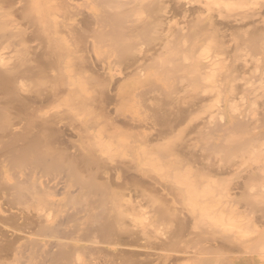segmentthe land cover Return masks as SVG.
I'll list each match as a JSON object with an SVG mask.
<instances>
[{
  "label": "rangeland",
  "instance_id": "rangeland-1",
  "mask_svg": "<svg viewBox=\"0 0 264 264\" xmlns=\"http://www.w3.org/2000/svg\"><path fill=\"white\" fill-rule=\"evenodd\" d=\"M174 1L199 9L0 0V157L33 140L73 165L11 163L13 180L64 188L0 197V219L106 201L105 226L79 213L39 264H264V0Z\"/></svg>",
  "mask_w": 264,
  "mask_h": 264
},
{
  "label": "bare ground",
  "instance_id": "bare-ground-1",
  "mask_svg": "<svg viewBox=\"0 0 264 264\" xmlns=\"http://www.w3.org/2000/svg\"><path fill=\"white\" fill-rule=\"evenodd\" d=\"M188 6L189 5H185V4L183 5L182 3L179 4L178 1L169 0V2L165 5L164 14H166L167 16H169V14L174 15V16L178 15V14L179 15L182 14L184 17H187V16H190L191 13L194 12L195 8L199 9L196 6L194 7V5L192 7H190V6L188 7ZM112 12H115V11H112ZM217 21L218 20H216V21L214 20L213 21L214 24H216ZM218 22H222V21L219 20ZM185 29L186 28L184 26H180V28H179L180 31L179 32L182 33V35H186L187 31ZM183 51H186L187 54H188V52L189 53L192 52L191 49H186V48ZM4 74H5V72H1L0 71V78L3 77ZM42 149H41V146L39 145V143L37 144L36 142H33V140L23 141V142H21V141L19 142L18 141V144H16V146L8 149L7 151H5L1 155V157H0V191H1L0 197L4 199V200L2 199L4 202L6 201L5 204H4L3 201L0 200L1 219H2V213L1 212H4L2 207H4L7 203H8L7 206L9 204L11 205L13 203L14 204L12 206L18 205L17 201L21 200V198H23V197L24 198L25 197H28V198L30 197L31 199L32 198L33 199H42V197H40V196L44 192H47V193L50 192L49 189H53L54 188L56 190V189H59V188L60 189L64 188V185L62 184L63 181L61 179H57V180H53L52 181V179L50 178L51 182L47 183L46 182L47 180L45 181L46 183L45 182L44 183H42V182L39 183L38 182L39 185L37 184V182L28 181L29 183H27L26 182V178H24V177L26 176V177L29 178V180H31L32 175H31L30 172H27V173H29L27 175H25V173H26L25 172L23 175L22 174L19 175V177H16V179H14V180L10 178L11 177L10 176L11 173H10L8 167L11 165V163H16V165H19V163L22 162V164L25 165L26 162L30 163V161H31V163H34L36 165H41V166H44V167H48L49 169H51V167H54V169H56V168L58 169L59 168V169H63V170H64V168H66V169L68 168V165H66V164L68 162L67 159L70 158L69 156L66 159L67 160V162H66L65 157L67 155H63V154L56 153V152H51V151L50 152H48V151L45 152L46 150L43 151ZM1 150L2 149H0V151ZM22 164H20V165H22ZM68 164L70 165L69 167H73V165L71 166L70 162H68ZM67 170L69 171V169H67ZM61 172H66V171H62L61 170ZM15 173H17V172L14 171L13 174L15 175ZM19 173H20V171H19ZM68 174H67V176L69 177ZM28 175H30V176H28ZM54 179H56V178H54ZM89 179H90V177H89ZM78 181H79V179H78ZM85 181L86 180H84L85 184H83V185H82L83 180H82V183L78 182V183H80L79 184L80 185V189H83L84 185H86L85 187H89V186L91 187V185H89V183L91 181L90 180L87 181V182H85ZM81 185H82V188H81ZM93 185L94 184H92V186ZM94 187H95V185H94ZM56 194H57V192H56ZM102 198H104V197H102ZM16 199H18V200H16ZM15 200L17 202L16 204H15ZM24 201H26V200L23 199V202ZM52 201L53 200H51V201L45 200V198H44L41 203L45 204L47 202V205L53 206L55 201L54 202H52ZM23 202L22 203L20 202V203L23 204ZM20 203H19V205H20ZM2 204H4V206ZM10 205H9V207L5 206V208L10 210V207H12ZM53 207H55V206H53ZM19 208H21V207H19ZM11 209H13V207ZM6 212L3 213L4 218H6L4 220H7V217H8V215H7L8 213H6ZM82 212L84 214H88L89 216L91 214L93 216V218H95L94 221L97 222V224H99V225L105 224L106 225V201H104V200L101 203L99 202V204H97V205L96 204H92V205L90 204L87 207H85L83 209H80L78 211L77 210L76 211L72 210V212H71V210H69V212L67 211L60 218H57L55 221H52V222H49V223H47L48 221L45 222L46 220L43 222L44 216H43V213L41 211L37 212L36 218L34 216L35 219L33 217H30L31 215L29 213H28L29 216L27 214L25 216V212H24L23 215L22 214H19V215L16 214L17 216H19V221H17V223L15 221L16 224H14V221H13V223H11L9 221H4V220L2 221L0 219L2 221L0 223V234H1L0 235V239L3 238V237L4 238L6 237L5 239L3 238L4 242L1 240L3 243L0 244V264H13V263L14 264H16V263L19 264V263H21V261H24V260L30 261V260H32L34 258H35V260L37 258H40L39 259L40 261L43 260L44 258L42 257L43 259H41V255H43V253H45L44 251L47 250V247H45V244H47V245L51 244V245H49L51 247L48 248V250L53 248V247H55V246H58L59 244H62V240H61V236L62 235H60V232H61L60 227L62 225H64V224L74 220V219L79 218V215H80L79 213H82ZM9 218H10V216H9ZM15 219L16 218H14V220ZM29 225H31V226L33 225V229ZM99 225H97V226H99ZM105 225H103V226H105ZM31 229L33 230V234H35V236L33 235L34 236V239H33L34 241L31 242V244L22 242L21 240L23 238L25 239L26 234L30 233ZM46 230L48 232H53V233H50L51 236H48V237L56 238L58 240L49 239V238L44 240V238H43L44 234H45L44 232H46V234L48 235ZM52 234H53V236H52ZM74 234H75V230L68 231V229H66L65 230V234L63 235V237L66 238V240L67 239H72V238L74 239V237H73ZM2 235H3V237H1ZM29 236H27V237H29ZM29 241H31V240H29ZM60 246L61 245H59L58 247H60ZM25 258H27V259H25ZM20 259H21V261H20ZM39 260H36V261L38 262ZM71 263H72V261L71 262L69 261V262H66L64 264H71ZM22 264H24V263H22ZM38 264H39V262H38Z\"/></svg>",
  "mask_w": 264,
  "mask_h": 264
}]
</instances>
